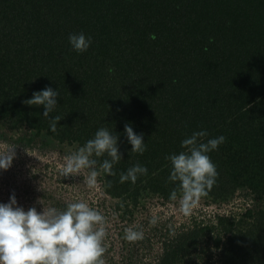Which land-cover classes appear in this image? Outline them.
<instances>
[{
  "label": "trees",
  "instance_id": "trees-1",
  "mask_svg": "<svg viewBox=\"0 0 264 264\" xmlns=\"http://www.w3.org/2000/svg\"><path fill=\"white\" fill-rule=\"evenodd\" d=\"M80 32L93 38L84 53L68 40ZM46 87L60 92L56 132L43 105L24 103ZM0 124L79 147L102 127L119 136L116 175L101 178L119 207H136L143 191L170 200L178 182L166 157L193 132L207 131L203 142L223 135L203 199L229 202L242 188L263 199L264 0H0ZM126 124L143 135V154L131 152ZM137 163L147 175L121 183ZM203 241L219 264H264V206L195 219L156 264Z\"/></svg>",
  "mask_w": 264,
  "mask_h": 264
},
{
  "label": "clouds",
  "instance_id": "clouds-1",
  "mask_svg": "<svg viewBox=\"0 0 264 264\" xmlns=\"http://www.w3.org/2000/svg\"><path fill=\"white\" fill-rule=\"evenodd\" d=\"M150 38L155 39V35ZM68 40L77 53L86 52L93 43V38L83 32L69 34ZM58 96L59 90L46 87L24 101L27 105L44 106L43 116L49 118L52 132H56L57 124L62 119L59 115L50 118L58 104ZM125 133L132 145L131 152L143 154L146 151L143 135L136 134L129 124L125 125ZM207 135V131L193 132L181 142L185 151L166 157L172 165L169 181L178 182L179 204L185 214H189L208 194L219 175L208 154L218 150L226 138L221 135L203 142ZM118 140L119 136L113 135L107 128H100L94 138L65 157L62 175H83L87 187L96 188L101 172L116 175L113 166L122 158ZM12 149L0 153V169L7 170L11 166L14 157ZM105 154L110 159H104L98 171V160L93 157H103ZM147 172L145 166L137 163L126 173L120 174V182L130 180L134 184L139 175H147ZM108 186L111 187V183ZM178 191L174 189L171 192V200H177ZM15 205L17 200L14 193L9 203H0V264H105L102 257L106 251L103 244L107 236L106 220L86 202L68 203L62 211L44 208L43 212L35 207L25 210ZM151 223H156L155 217ZM143 236L142 231L131 227L125 229L124 238L128 242H136Z\"/></svg>",
  "mask_w": 264,
  "mask_h": 264
},
{
  "label": "rangeland",
  "instance_id": "rangeland-1",
  "mask_svg": "<svg viewBox=\"0 0 264 264\" xmlns=\"http://www.w3.org/2000/svg\"><path fill=\"white\" fill-rule=\"evenodd\" d=\"M78 148V143L60 142L45 131L0 124V153L9 149L14 152L11 166L0 169V203H9L13 193L15 206L25 210L35 207L39 212L44 208L62 211L68 203L86 202L106 220L107 236L103 242L106 251L102 257L105 264H156L179 231L192 227L195 219L209 220L217 213L245 212L264 206V197L258 199L242 188L236 198L221 204H207L202 197L189 214L181 210L180 194L173 201L143 191L136 207L131 203L119 207L122 201L107 194L102 172L94 189L87 187L83 175H62L65 157ZM96 167L99 171V165ZM154 217L155 224L151 223ZM129 227L142 231L143 239L125 240V229ZM210 252L213 256L208 261ZM175 264H219L218 250H208L203 241L196 248H189Z\"/></svg>",
  "mask_w": 264,
  "mask_h": 264
}]
</instances>
